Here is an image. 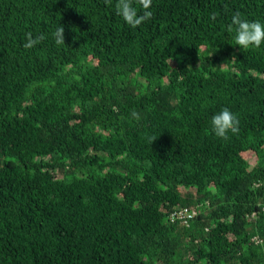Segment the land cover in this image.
<instances>
[{"label":"trees","instance_id":"obj_1","mask_svg":"<svg viewBox=\"0 0 264 264\" xmlns=\"http://www.w3.org/2000/svg\"><path fill=\"white\" fill-rule=\"evenodd\" d=\"M116 3L0 0V264H264V0Z\"/></svg>","mask_w":264,"mask_h":264},{"label":"clouds","instance_id":"obj_2","mask_svg":"<svg viewBox=\"0 0 264 264\" xmlns=\"http://www.w3.org/2000/svg\"><path fill=\"white\" fill-rule=\"evenodd\" d=\"M137 4L143 7L144 11L142 14L137 12L135 6ZM150 6L151 0H117L115 5L117 14L132 28L139 27L151 18L152 13L149 10ZM215 18V14L210 15V19L215 20ZM227 30L235 33L234 45L242 50L260 48L261 45L264 44V23L259 20L249 21L244 19L239 12L232 16L231 24L228 25ZM64 32V27L60 25L53 33V38L57 45H65ZM26 38L27 43H25L24 47L32 48L45 37L40 35L33 39L31 33H28ZM232 61H235V58H233ZM226 65L227 63L220 68ZM131 116L136 121L141 119L140 114L136 111H133ZM210 124L212 133L222 140H228L230 132L236 134L239 130V118L228 108H222L219 112L215 113L211 117Z\"/></svg>","mask_w":264,"mask_h":264},{"label":"built area","instance_id":"obj_3","mask_svg":"<svg viewBox=\"0 0 264 264\" xmlns=\"http://www.w3.org/2000/svg\"><path fill=\"white\" fill-rule=\"evenodd\" d=\"M199 211L196 207L175 209L170 213L169 219L172 223H180L188 226L199 215Z\"/></svg>","mask_w":264,"mask_h":264},{"label":"rangeland","instance_id":"obj_4","mask_svg":"<svg viewBox=\"0 0 264 264\" xmlns=\"http://www.w3.org/2000/svg\"><path fill=\"white\" fill-rule=\"evenodd\" d=\"M172 65H174V63H172ZM255 163H256V158L253 156L252 159H251V164L255 165ZM58 177L62 178V174H58Z\"/></svg>","mask_w":264,"mask_h":264}]
</instances>
